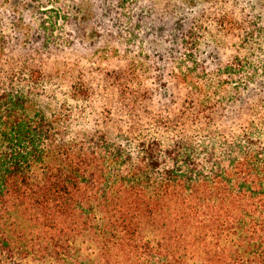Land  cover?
Segmentation results:
<instances>
[{
    "label": "trees",
    "instance_id": "1",
    "mask_svg": "<svg viewBox=\"0 0 264 264\" xmlns=\"http://www.w3.org/2000/svg\"><path fill=\"white\" fill-rule=\"evenodd\" d=\"M125 1L119 65L61 84L66 15L0 0V264H264V0H163L147 71L105 20Z\"/></svg>",
    "mask_w": 264,
    "mask_h": 264
},
{
    "label": "rangeland",
    "instance_id": "2",
    "mask_svg": "<svg viewBox=\"0 0 264 264\" xmlns=\"http://www.w3.org/2000/svg\"><path fill=\"white\" fill-rule=\"evenodd\" d=\"M44 0V3L39 4V11L31 13L27 16L32 19L33 25L40 26L41 11L46 9H55L60 11L66 18L58 17V27L54 31L53 52L44 59L43 64L49 74L62 73L61 84L68 82L69 79L75 78L77 74L83 70L84 66H92L93 68L106 67L112 69L119 65V60L123 57L120 49L116 48V44L112 39L113 28L110 25L107 27L103 23L102 13L109 9V3L106 0L93 2L92 0ZM245 9L251 11L247 1L242 0ZM165 2V1H164ZM163 0H126L119 7L113 8L112 15L106 16L105 20H111L119 25L122 29V36L125 37L122 42L127 45L124 49V55L128 60L138 62L136 68L141 71H147V67L152 60L147 55L157 54L162 51H169V46L172 45L177 27L167 28L165 31L158 29L159 24L153 23V15L155 8L161 9ZM117 6V5H116ZM7 13H0V24L6 25L3 30L6 34L13 31L11 22L13 19ZM55 13H50L46 18H54ZM116 24V25H117ZM118 26V25H117ZM214 30V29H212ZM96 31L103 33V38L96 39ZM209 35V32L206 33ZM165 40L169 42L166 47ZM116 41V40H115ZM148 47V52L142 48ZM131 52V53H130ZM207 56L210 49L207 48ZM148 58V60H146ZM213 57H211L212 59ZM144 66L145 69H141ZM57 84L55 90H57Z\"/></svg>",
    "mask_w": 264,
    "mask_h": 264
}]
</instances>
